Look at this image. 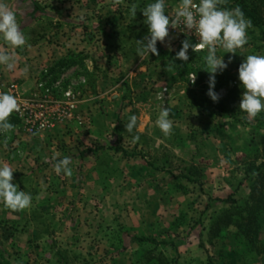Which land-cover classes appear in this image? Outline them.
<instances>
[{"label":"rangeland","instance_id":"obj_1","mask_svg":"<svg viewBox=\"0 0 264 264\" xmlns=\"http://www.w3.org/2000/svg\"><path fill=\"white\" fill-rule=\"evenodd\" d=\"M243 1L264 21V0ZM148 2L8 0L26 36L23 48L7 47L17 68L29 60L26 46L40 43L47 63L71 59L57 76L78 97L76 118L41 136L18 137L8 118L14 129L2 138L17 139L16 154L27 151L35 161L13 178L31 194L30 207L0 204V254L11 264H264L250 244L264 243V213L249 234L222 223L247 200L256 177L250 168L264 163V112L251 120L239 112L237 71L247 55L264 54V41L251 25L236 54L218 49L231 63L215 76L214 91L233 109L220 113L206 95L207 51L174 59L181 46L169 28L157 42L159 55H136V41L147 35L140 9ZM178 3L167 0L169 14ZM39 71L33 69L35 81ZM160 105L173 121L167 136L154 123ZM130 115L137 116L132 134L124 127ZM56 153L71 157V176L54 173ZM133 236L163 244L139 245Z\"/></svg>","mask_w":264,"mask_h":264},{"label":"clouds","instance_id":"obj_2","mask_svg":"<svg viewBox=\"0 0 264 264\" xmlns=\"http://www.w3.org/2000/svg\"><path fill=\"white\" fill-rule=\"evenodd\" d=\"M224 0H179L174 13L167 11V0H149L140 9L147 28V35L136 41V55L140 58L159 55L157 42L163 43L169 35V28H179L184 33H191L197 40L192 43L185 38L181 41L179 51L174 59L188 61L189 49L198 52L207 49L203 57L204 66L208 77V91L206 95L212 102H218L219 95L214 91L215 76L221 74L231 63V57L225 62V53L236 54L238 49L247 43V30L251 27V21L245 18L244 13L236 6L228 9L223 7ZM137 5L132 4L129 15L134 18ZM17 11L10 8L8 0H0V41L9 48L18 49L26 45V36L20 29ZM83 19V16H81ZM218 49L223 50V55L218 56ZM17 61L13 54L6 49H0V67L8 71L16 68ZM27 67L23 69L27 72ZM239 87L242 90L238 110L251 120L264 112V54H249L244 57L238 67ZM195 74L192 81L194 82ZM18 110V100L12 94L0 92V134H5L14 129L9 122V116ZM170 109L164 105L158 106V114L154 123L164 134L169 135L173 129V121L169 118ZM125 130L132 134L137 127V116L130 115ZM138 135L131 136V142L136 143ZM60 154L56 153L52 159V169L56 175H72L71 157L64 156L57 159ZM13 169L6 163H0V204L12 211H22L30 207L32 196L25 191H19L13 182Z\"/></svg>","mask_w":264,"mask_h":264},{"label":"built area","instance_id":"obj_3","mask_svg":"<svg viewBox=\"0 0 264 264\" xmlns=\"http://www.w3.org/2000/svg\"><path fill=\"white\" fill-rule=\"evenodd\" d=\"M177 45L185 38L196 43L191 33H184L179 28L172 29ZM192 52L191 49H189ZM207 49L194 52H205ZM0 92H7L18 100V110L12 114L18 122L19 130L28 137H37L49 133L73 120L77 110V95L69 87L63 86V76L52 77L48 71L42 72L30 91H24L20 85L11 83L0 85Z\"/></svg>","mask_w":264,"mask_h":264},{"label":"trees","instance_id":"obj_4","mask_svg":"<svg viewBox=\"0 0 264 264\" xmlns=\"http://www.w3.org/2000/svg\"><path fill=\"white\" fill-rule=\"evenodd\" d=\"M229 1H233L232 4ZM243 0H227L222 6L228 9L239 8L244 13L245 18L251 21V25L259 30L262 40L264 41V21L262 16L259 15L256 6L249 7L243 3ZM190 52V51H189ZM194 53V52H192ZM194 54H205L204 52L194 53ZM72 64L71 59L61 60L56 63L55 66L48 70V73L52 77H56L62 70L69 67ZM228 104L230 106H228ZM216 110L220 113H228L232 115L233 109L231 108V103L226 100L218 102L215 104ZM13 115V114H12ZM15 118V117H14ZM90 151V150H88ZM251 170H255L256 177L249 187V194L247 200L244 202L243 206L235 207L232 212L226 211L222 218V223L225 227L229 225H234L238 229L242 230L245 234H249L252 230L251 228L257 224L258 216L264 213V163L256 167H251ZM233 216L236 219L233 221ZM221 220V219H220ZM247 236V235H246ZM130 242L136 244H152V245H162L163 243L157 242L154 239L146 237H128ZM256 241V242H255ZM251 247L255 248V251L259 256L264 257V243H260L258 238L250 241ZM0 264H11L2 254H0Z\"/></svg>","mask_w":264,"mask_h":264},{"label":"crops","instance_id":"obj_5","mask_svg":"<svg viewBox=\"0 0 264 264\" xmlns=\"http://www.w3.org/2000/svg\"><path fill=\"white\" fill-rule=\"evenodd\" d=\"M19 1V0H18ZM5 43L0 42V49H6L10 54L9 48H7ZM27 51V52H26ZM42 45L40 43H30L28 46H26L25 49V55H27L29 60H26V63H21L20 70L16 68L13 71H8L3 67H0V85H9L14 82H18L22 90L24 91H30L34 87V82H35V77L33 75V69L37 70V68L40 69L38 75L36 78H38L42 72H45L47 69L52 68L55 66L57 61L50 60L47 63V60H44V57H39L38 54H41L42 52ZM15 59L17 57L15 54H13ZM43 62V65H39V62ZM22 62V61H21ZM23 66L24 68L27 67V72L23 71ZM36 75V74H35ZM34 81V82H33ZM16 122V131L15 133L19 137V134L24 136L22 132L19 130V125L17 120L14 118ZM14 133V134H15ZM46 134V133H45ZM44 135V134H43ZM2 134H0V163H6L9 166L12 167L14 173H13V178H16L17 176L20 177L23 174L27 173V168H26V163H35L34 159L32 158L31 154H28V152H24L22 155L21 154H16V144L19 142L17 139L12 138L11 139H3ZM21 140H24L23 138ZM24 142V141H23ZM27 143V148L30 147V141H26ZM39 143V141H37ZM25 142L23 143L24 146ZM33 144V142H31ZM27 150V149H26ZM15 154V155H14ZM17 155V156H16ZM38 161L37 159H35ZM24 166V167H23ZM19 174V175H18ZM23 234L17 233L16 236L18 237H23Z\"/></svg>","mask_w":264,"mask_h":264}]
</instances>
